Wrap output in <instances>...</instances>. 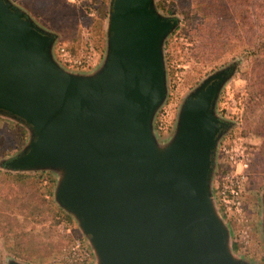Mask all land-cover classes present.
Segmentation results:
<instances>
[{"label": "water", "instance_id": "obj_1", "mask_svg": "<svg viewBox=\"0 0 264 264\" xmlns=\"http://www.w3.org/2000/svg\"><path fill=\"white\" fill-rule=\"evenodd\" d=\"M177 19L156 0H109L103 57L73 70L55 56L58 33L0 0V117L27 134L0 168L51 173L53 201L92 251L86 264H264L236 249L214 190L235 125L217 104L236 63L187 91L169 133L155 128Z\"/></svg>", "mask_w": 264, "mask_h": 264}, {"label": "rangeland", "instance_id": "obj_2", "mask_svg": "<svg viewBox=\"0 0 264 264\" xmlns=\"http://www.w3.org/2000/svg\"><path fill=\"white\" fill-rule=\"evenodd\" d=\"M13 1L25 9L41 26L58 33L54 48L57 59L58 46L61 44L67 45L76 53L81 49L90 52L94 64L103 57L109 0ZM163 2L172 11L163 10L159 6V0H156L159 9L164 14L174 15L178 18V26L165 43L169 92L165 104L156 116L155 128L161 134L169 133L178 106L187 91L215 69L225 66L231 61L236 63L233 76L221 91L217 110L222 116L235 122L228 136L239 133L254 144L252 152L255 154V158L253 157L251 169L249 168L250 177L245 190V204L250 214L251 239L246 250L247 253L244 252V254L240 246L237 250L251 261H264V239L261 232L264 216V208L261 203V197L264 194V157L257 155V152L264 148V143L263 141L260 143L257 138H251L258 119V110L252 112L249 107L252 101H255L254 97L258 91L264 89V76H258L262 68L260 60L263 58L262 54L259 53L258 45L264 39V26L262 21L252 16L255 34L251 45L249 42L246 43L243 35H241L236 39L223 41L226 44L223 50L217 55H212L207 49L211 36L206 33L202 35L203 39H200L198 32L195 31L202 19L200 15H193V7L189 5L190 0H163ZM249 10L253 13L254 7L250 6ZM202 44H207V46L200 48ZM64 67L83 70L65 65ZM253 70H255V75L252 73ZM1 119L6 120L0 117ZM160 123L163 124V129L158 128ZM14 124L23 131V140L18 146L15 145L13 140H18L20 134L15 130L2 127L0 121V146H4L0 149V154L4 153V155H0V159L16 153L24 144L27 134L18 123ZM0 171L9 173V171L1 168ZM11 174L17 173L11 172ZM21 174H41L44 176L41 184L50 189V195L44 194V197H50L53 206L62 213L56 212L55 209L50 211L42 202H38L37 206L40 207L38 214H24L31 212L24 205L26 202L27 205H30L28 201L31 198L29 196L31 189L25 186L24 192H22L23 187L20 189L4 188L2 187V179H0V212L3 213V216H0V262L5 264V256H13L30 264H61L56 259L64 252L74 237L80 236L79 230L72 217L59 208L52 199L55 181L51 173ZM6 196L11 198L13 205L8 204ZM7 206L10 210L19 211L16 217L9 216L11 211H7ZM227 220L232 228L234 243L237 244L235 238L239 226L233 219L227 218ZM230 221L233 222L234 227ZM11 228L15 229L12 233H10ZM13 237L15 239H12ZM30 254L40 256L42 261L30 262L26 260Z\"/></svg>", "mask_w": 264, "mask_h": 264}, {"label": "trees", "instance_id": "obj_3", "mask_svg": "<svg viewBox=\"0 0 264 264\" xmlns=\"http://www.w3.org/2000/svg\"><path fill=\"white\" fill-rule=\"evenodd\" d=\"M192 8V11L194 12L193 15L197 16L200 15L202 21L200 24L195 28V31L198 32V38L203 39L202 35H205L206 33L209 34L211 37V40L207 44V49L209 51V54L217 55L219 52L223 50V48L226 46V44L223 41H229L232 39H236L238 37H241L243 35V39L246 43H250L252 38L255 34L254 31V22L252 19V16H254L256 19L262 21V25L264 26V0H190L189 4ZM159 6L165 10L166 12L172 11L170 8H167L163 2V0H159ZM254 7V12L251 13L249 10V7ZM222 10V11H221ZM204 44L201 45L200 48L205 47ZM258 48L260 49L259 53L262 54V59L260 60V64H262V68L260 69V73H258V76L261 75L264 76V39L260 41ZM257 51V48H256ZM252 73L255 75V70L252 71ZM255 101L249 100L250 104V110L252 112L254 110H258L257 113V121L256 125L254 126L253 133L251 134V138L258 139V141L261 143L263 141L264 143V104L262 99H264V89L262 88L256 96L254 97ZM2 123V127H7L8 129H12L17 131L18 134H20V138L18 140H13L16 144L19 145L21 141L23 140V131L20 130L19 126L12 122H8L6 120H0ZM9 141V140H8ZM250 153H251V159H250V169H251V163L253 161V157L255 158V154H253L252 150L254 149V144L251 143L248 139H246ZM8 143V142H7ZM6 143V144H7ZM5 145V144H4ZM4 146H0V149ZM259 149V146L257 147ZM263 152V153H261ZM0 155H4L0 154ZM258 156L264 157V148L260 150V152H257ZM217 175H219V169L217 172ZM44 176H41V174H11V172H1L0 171V179L3 182L2 187L4 188H15L20 189L22 188V192H24L25 186H28L31 189L30 200L28 201L30 205H26L30 209V213H24L29 215H36L38 214V211L40 210V207L37 206L38 202H42L50 211L56 210V212L62 213L60 210L56 209L53 205V202L51 201L50 197L45 198L44 194L50 195V189L49 187L42 185L41 181ZM215 190V187H214ZM7 202L10 205H13V201H11V198L9 196H6ZM11 211V215L16 217L17 213L19 211H13L10 210L7 206V211ZM6 212V210H4ZM0 216H3V213L0 212ZM69 220L70 218L66 216ZM71 221V220H70ZM232 226L234 227V224L232 221H230ZM12 231H15L14 228L10 229V233ZM11 237V235H10ZM12 239H15L13 237ZM11 239V241H12ZM236 249H238V245L235 244ZM30 262H40L41 257H37L35 255L30 254L28 258L26 259ZM0 264H2L0 262Z\"/></svg>", "mask_w": 264, "mask_h": 264}, {"label": "built area", "instance_id": "obj_4", "mask_svg": "<svg viewBox=\"0 0 264 264\" xmlns=\"http://www.w3.org/2000/svg\"><path fill=\"white\" fill-rule=\"evenodd\" d=\"M57 57L63 65L78 69L90 68L94 64L90 52L81 49L76 53L65 44L58 46ZM158 128L163 129V124L160 123ZM250 159L251 153L245 137L239 133L229 135L219 148V175L215 180L218 205L225 216L239 226L235 241L243 253L251 239L250 214L245 204ZM91 259L92 251L82 237L76 236L56 261L61 264H86Z\"/></svg>", "mask_w": 264, "mask_h": 264}, {"label": "flooded vegetation", "instance_id": "obj_5", "mask_svg": "<svg viewBox=\"0 0 264 264\" xmlns=\"http://www.w3.org/2000/svg\"><path fill=\"white\" fill-rule=\"evenodd\" d=\"M261 203L263 204V207H264V197L263 196L261 197Z\"/></svg>", "mask_w": 264, "mask_h": 264}]
</instances>
